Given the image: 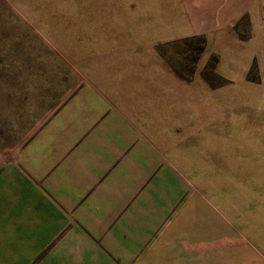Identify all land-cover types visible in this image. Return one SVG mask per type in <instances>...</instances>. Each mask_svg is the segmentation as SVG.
<instances>
[{"label": "rangeland", "instance_id": "obj_1", "mask_svg": "<svg viewBox=\"0 0 264 264\" xmlns=\"http://www.w3.org/2000/svg\"><path fill=\"white\" fill-rule=\"evenodd\" d=\"M86 84L165 96L192 176L264 252V0H0V167Z\"/></svg>", "mask_w": 264, "mask_h": 264}, {"label": "crops", "instance_id": "obj_2", "mask_svg": "<svg viewBox=\"0 0 264 264\" xmlns=\"http://www.w3.org/2000/svg\"><path fill=\"white\" fill-rule=\"evenodd\" d=\"M145 95L117 102L83 85L11 150L0 264H264L192 176L171 102L155 87Z\"/></svg>", "mask_w": 264, "mask_h": 264}]
</instances>
